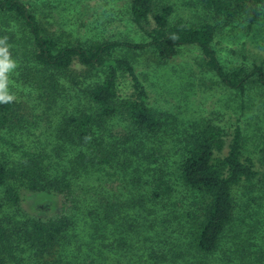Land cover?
<instances>
[{"label": "trees", "instance_id": "obj_1", "mask_svg": "<svg viewBox=\"0 0 264 264\" xmlns=\"http://www.w3.org/2000/svg\"><path fill=\"white\" fill-rule=\"evenodd\" d=\"M246 3L253 5L249 21L264 12V0H202L206 9L228 19L244 11ZM129 8L130 23L146 41L64 43L40 21L36 5L0 0V38L7 37L11 56L17 53L13 45L23 39V53L29 61L21 71L22 80L47 107L59 97L63 80L80 86L97 74L85 90L87 108L66 115L59 127L60 136L75 147L72 170L68 167L52 183L44 184L37 161L13 169L0 160V186L21 177L30 192L51 191L60 198L56 213L29 217L14 232L0 222V264L14 257L10 242H16L15 247L27 246L32 264H264V245L254 230L245 233L242 226L226 239L243 186L248 182L264 185V134L257 159H253L244 154L240 127L229 134L216 119L202 120L194 127L178 173L180 181L200 196L197 199L194 194L195 210L187 232L185 222L177 219L176 207L161 203L172 189L165 174L148 181V192L136 191L142 177L132 167L134 154L124 148L114 151L117 144L107 139L105 126L121 114L155 138L172 117L149 105L146 85L136 72L138 61L145 67L159 65L195 46L199 53L196 66L225 86L253 97L264 94L263 65H236L226 70L213 47L214 26L208 21L191 24L173 18V6L166 1L131 0ZM122 48V55L115 54ZM76 66L84 72L76 75ZM122 77L130 82L129 94L118 91ZM259 113L264 115V106ZM23 121L17 99L0 104V130ZM144 156L152 162L157 159L156 151ZM104 166L123 174L117 189L96 175ZM5 197L12 204L20 200L10 185Z\"/></svg>", "mask_w": 264, "mask_h": 264}, {"label": "rangeland", "instance_id": "obj_2", "mask_svg": "<svg viewBox=\"0 0 264 264\" xmlns=\"http://www.w3.org/2000/svg\"><path fill=\"white\" fill-rule=\"evenodd\" d=\"M23 1L30 6L36 5L40 21L64 43L104 39L147 40L130 23L131 0ZM160 1L173 6V18H182L191 24L208 21L214 26L213 47L226 70L236 65L250 67L254 63L264 67V12H259L254 21H249L253 9L251 3H246L244 11L228 19L206 9L202 0ZM23 44V39H20L13 45L17 53L11 57L18 66L9 75L8 84L9 91L21 105L25 121L0 130V160L13 169H20L30 160L37 161L43 183H52L56 175L68 167L72 170L71 163L75 155L72 141L60 136V124L66 115L87 108L85 90L97 74L80 86L63 80L59 97L51 107H47L37 92L22 80L21 71L29 61L23 53ZM124 52L122 48L115 54L122 55ZM197 60V47L192 46L159 65L153 63L145 67L139 61L136 62V72L149 94V105L154 110L165 111L172 116L157 133V137L145 133L121 114L105 124L109 134L107 139L117 144L114 151H123L124 148L134 154L132 167L135 175L142 177V184L136 191L139 190L140 194L148 192V181L164 173L163 177L172 189L166 192L168 198H162L161 203L169 202L170 206L176 207L177 219L185 222L187 228L195 210L196 192L180 181L178 173L194 127L205 119H216L229 134L240 127L245 139L244 154L253 159H257L264 134V115L259 113L264 106V94L248 96L225 86L211 72L196 66ZM83 72L84 68H74L76 75ZM121 81L123 83L118 91L131 93L129 80L122 77ZM153 151L157 153L154 162L144 156ZM95 172L108 180L111 185L108 187L117 189L123 183V174H114L115 169L112 167L104 166ZM8 185L15 187L20 195L17 204H12L5 197ZM242 190L236 200L238 211L233 228L231 224L226 239L239 233L243 226L245 233L254 230L259 242L264 245V185L248 182ZM199 197L196 194V198ZM59 200V196L51 191L30 192L21 177L10 179L0 186V222L14 232L21 221L29 217H47L56 213ZM10 244L14 248V257L7 260L6 264H32L27 246L21 244L15 247L16 242ZM257 258H260V253H257Z\"/></svg>", "mask_w": 264, "mask_h": 264}, {"label": "clouds", "instance_id": "obj_3", "mask_svg": "<svg viewBox=\"0 0 264 264\" xmlns=\"http://www.w3.org/2000/svg\"><path fill=\"white\" fill-rule=\"evenodd\" d=\"M7 44V37L0 38V104L12 103L16 97L9 91V75L17 68Z\"/></svg>", "mask_w": 264, "mask_h": 264}]
</instances>
